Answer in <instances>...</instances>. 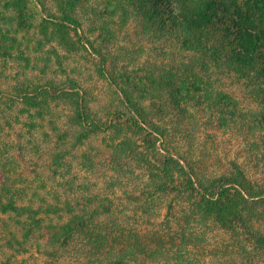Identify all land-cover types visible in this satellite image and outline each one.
Listing matches in <instances>:
<instances>
[{"label": "trees", "instance_id": "16d2710c", "mask_svg": "<svg viewBox=\"0 0 264 264\" xmlns=\"http://www.w3.org/2000/svg\"><path fill=\"white\" fill-rule=\"evenodd\" d=\"M2 2L0 22L9 25H0V58L13 59L16 48L19 59L31 62L33 52L45 43L59 38L64 46L71 35L78 49L89 43L102 54L106 38L112 41L119 35L114 24L118 15L132 17L138 37L155 34L175 53L188 55L175 69L152 68L139 81L109 69L112 77L126 79L116 83L118 98L108 118L91 110L75 78L60 87L53 81L30 87L16 84L12 91L0 87L3 115L2 100L12 99L6 107L11 110L18 98L25 104L21 112L40 118L32 125H44L48 119L53 126L46 132L48 139L58 138L48 151L56 185L32 182L21 187L12 176L13 155L0 153V264H28L34 251L41 254L42 264H61L64 259L72 264H220L219 240L212 259H193L194 247L206 245L205 239L200 245L194 229L209 214H215L219 228L228 234L222 243L225 257H232L233 251L241 264H264V226L253 222L257 214L251 211L264 205V181L238 160H231V172L208 175L181 141L197 114L215 128L240 122L243 135L252 141L250 148L262 150L264 160V0ZM11 9L14 13L8 16L4 11ZM87 18L94 23L91 32L100 31L97 38L103 43L96 44L88 35L85 43L79 34ZM53 49L60 56L59 49ZM225 80L235 87L243 84L246 96L259 100L260 107L255 112L241 107ZM61 99L74 108L67 118L75 126L74 135L60 128L63 119L53 109ZM166 107L174 125L163 120ZM99 132L111 134L107 143L80 151L85 138ZM68 137L75 139L73 145L65 143ZM75 149L81 168L94 173L103 165L116 176L104 183L80 181L69 159ZM258 167L264 170V161ZM130 171L141 177L128 181L125 174ZM227 216L247 235L234 231Z\"/></svg>", "mask_w": 264, "mask_h": 264}, {"label": "rangeland", "instance_id": "374dc122", "mask_svg": "<svg viewBox=\"0 0 264 264\" xmlns=\"http://www.w3.org/2000/svg\"><path fill=\"white\" fill-rule=\"evenodd\" d=\"M94 1L91 0L90 4H94ZM3 5L4 2L0 3V13L4 10L2 8ZM4 12L10 16L14 13V10H5ZM41 13L38 14V19L41 18ZM93 24L92 19L87 18V20L83 21L82 30H79V34L83 35L85 43L87 41L86 35L96 44L103 43L97 38L100 31L91 32L90 26H93ZM114 24L120 29L119 35L116 40L110 39L112 41L106 38L108 41L104 42L102 54H99L98 50L93 49L89 43L85 44L87 45L86 47L78 49L73 44L72 35L71 37L65 35L68 42H65L63 44L64 46L58 44L60 42L59 38L52 41L54 44L45 43L43 48L37 52H33L34 58L31 62L25 59H19L17 56L19 55L18 49L13 48V59L9 58V56H1L0 58V87L8 88L12 91L16 84L22 85L23 87H30L34 83L43 82L49 84L52 81L54 82L53 84L60 87L67 84L69 79L75 78L79 81V86L84 91L91 110L96 112L98 117L104 116L108 118V112L115 107V101L118 98L115 92V88H117L116 83L118 80V83H122V79H126L125 77H112L108 72L109 69L113 70L115 68L117 71L122 70L125 76L133 77V79L139 81L152 68L156 69L158 67L157 70L163 68L165 69L164 72L171 69V67L175 69L176 65L188 55L184 51L175 53L173 47L167 42L163 43V39L157 38L155 34L147 37H138L131 16L124 18V15H118ZM0 25L5 27L9 23L1 20ZM24 32L22 31L21 35ZM55 47L59 49L60 56L55 54L53 49ZM105 59L107 60L105 61ZM103 68L107 70H103ZM225 83L228 85V90L240 99L241 107L249 109V112H255L260 107L259 100L248 95L246 96L245 93L248 90L243 87L244 85L242 83V85H237V87L232 85L229 80H225ZM226 85L223 87L226 88ZM241 87L244 88V92L241 90ZM11 100L9 97H5L2 100L5 113L3 115L0 112V128L2 129L0 131V153L5 156L7 155V157L8 155H13L12 157L16 168L12 176L17 178L15 179L16 183L23 188L32 184V182H34V185L46 183L50 186L56 185L58 179L52 178V170L49 167L52 156L48 151L50 147L58 142V138L55 137L49 140L46 135V132L53 130L52 124L47 119L46 121L44 120V125L33 126V121L40 123V118L35 120L29 113L21 112V107H24L25 104L18 98L14 99L16 100L15 107L11 110L7 109L6 107ZM150 100L145 99V103H149ZM63 101L64 99L57 100L53 109L57 116L63 119V126H60V128L74 135L73 133L76 132L75 126L67 122V118L74 112V108L68 102ZM153 102L156 103L155 101ZM51 105H53L52 102ZM125 109L129 110L127 107ZM168 110V107L163 108V120L168 125H174L172 118L166 114ZM154 113H158V110H155ZM208 115L209 113L206 114L205 119L208 118ZM65 119L66 122H64ZM194 119L196 122H191L190 130L181 135V141L189 155L196 158L201 166L204 165L203 168L206 174L217 175L224 172H231V160H238L248 165L249 171L254 173L261 181H264V170L258 167V164L264 161L260 154L262 150L256 152V150L251 149L252 147L250 148L252 141H248V138H245L243 135L244 132L239 125L240 122L233 121L231 125L227 124L222 126V128H215L204 124L205 120L203 119V115L197 114ZM248 119H250L249 116ZM109 135L111 134L105 132L92 134L88 138H85L80 151L82 149L83 151L94 150L96 146L104 144L109 139ZM66 141L67 146L75 143L73 137H68ZM109 141L111 142V140ZM64 145L66 146V144ZM74 147L77 149L80 147V144L78 143ZM76 149L72 152L69 159L75 164L74 171L77 172L78 170V178L80 181L89 182V179H96L104 183L105 181H111L116 176V174H113L112 171L103 165H97V170H93L94 173L87 167L81 168L83 161L76 154ZM256 153L259 155H256ZM125 177L128 181L134 182L141 176L139 172L130 171L125 174ZM133 179L134 181H132ZM59 180H61L60 176ZM253 207L254 205L251 206V209ZM163 211H165V208H163ZM251 211H254V215L257 214V220L253 222L256 225L264 226V205H259L257 209ZM227 218L235 226L234 231H237L241 237L247 235L243 229L239 228V224L234 222L233 218L231 219L229 216ZM217 219L215 214L214 216L209 214L204 219L205 221H202L197 229H194L200 237V245L204 242L203 239H205L206 245L200 247L198 250L197 247H194L196 255H194L193 259H212L213 245L215 244V240H219L221 246L218 248V252L219 258L222 261L220 264H241L240 261H243L241 260L242 258L239 257L237 258L238 261H236L233 258V251L229 253L232 257H225L226 252L222 247V243L223 238L228 236V234H224L223 230L219 228ZM30 254L27 253V256ZM31 255L28 258V264H42L40 261V253L34 251V254ZM61 264L72 263L64 259Z\"/></svg>", "mask_w": 264, "mask_h": 264}]
</instances>
